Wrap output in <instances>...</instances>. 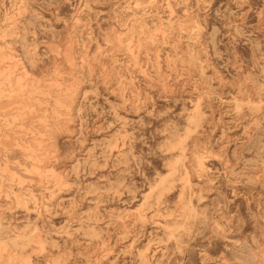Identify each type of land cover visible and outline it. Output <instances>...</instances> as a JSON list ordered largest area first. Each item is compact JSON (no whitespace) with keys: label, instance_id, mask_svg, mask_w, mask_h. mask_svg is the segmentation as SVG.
<instances>
[{"label":"rangeland","instance_id":"374dc122","mask_svg":"<svg viewBox=\"0 0 264 264\" xmlns=\"http://www.w3.org/2000/svg\"><path fill=\"white\" fill-rule=\"evenodd\" d=\"M0 264H264V0H0Z\"/></svg>","mask_w":264,"mask_h":264}]
</instances>
